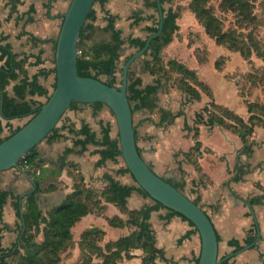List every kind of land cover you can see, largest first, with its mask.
<instances>
[{"label": "crops", "instance_id": "1", "mask_svg": "<svg viewBox=\"0 0 264 264\" xmlns=\"http://www.w3.org/2000/svg\"><path fill=\"white\" fill-rule=\"evenodd\" d=\"M147 1L106 0L95 8L93 23L97 29H101L106 23L105 12L116 14V26L120 29H123L121 25L129 28L125 32L127 36L130 34V27H137L130 26L136 15L145 17L142 21L145 25L150 24L154 9L146 6ZM69 2L70 0H0V33L9 35L7 41L12 52L17 54V59L26 58L23 67L28 78L36 75L38 83L48 93L53 90L56 77L53 40L57 38L62 16ZM191 14L192 12L190 16ZM180 15L176 20L178 29L173 33L172 40L161 50L163 62L176 59L193 69L198 78L210 88L215 104L227 107L247 120L248 112L238 94L237 85L225 76L224 69H216L214 66V61L220 55L227 56V53H218L217 56L213 53L212 64L208 58L199 62L193 50L201 45L197 40L187 38L185 33L189 26L181 22ZM192 16L195 19L193 14ZM98 19H102V23ZM204 37L209 38L205 32ZM109 39L108 32L107 40ZM122 47L135 50L126 43ZM207 49L209 55L212 50L209 47ZM186 50L191 51V59ZM144 58L150 57L141 55V59H135L129 69L141 78L142 85L152 84L157 75L150 74L143 68ZM137 63L140 65L135 71L133 66ZM169 74L172 77H160L159 87L152 95L157 106L153 109L145 107L135 110L138 117L134 128L140 154L158 175L171 179L173 183L183 184L182 191L189 198L199 201L216 230L220 259H228L227 264H264V199L259 203H250L252 197L264 195V128L259 125L253 127L252 133L246 137V141L251 143V152L245 153L244 142L236 131L219 124H196L195 114L202 111L211 98L201 92L200 99H191L177 87L175 78L178 74ZM213 75L217 77L212 78ZM22 76V73L19 74L18 79L6 86L9 96L15 95L13 86ZM26 99L35 106L42 104L46 97L27 90ZM1 105L0 92V138H5L29 116L4 117ZM100 111L96 112L89 103H79L68 109L58 124L56 137L45 138L36 146V152L42 161L40 167L28 170L20 165L26 173L15 167L0 172V191L7 193L0 206L3 250L9 249L19 240L24 226L23 212L45 213L60 204L79 181L85 187L93 189L97 195L90 202L91 210L71 227L73 244L61 255L60 264H102L103 254L95 251L88 252L89 260L82 263L86 250L80 248L79 240L82 232L88 229L97 228L102 231L101 239L96 240L102 249L107 242L116 241L134 231L135 226L128 221V214L102 195L110 179L120 184L136 185L129 172H118L125 164L117 156L115 160L107 159L97 165L96 162L101 157V146L87 143L85 149L81 150V146L75 144L77 136L70 132L71 126L78 129L86 123L90 132L100 137V120H108L100 115ZM162 111L168 114L164 120ZM93 119H96L98 130L92 125ZM112 131L113 126V136ZM197 144L199 151L188 154L190 150L194 151ZM239 164H248L249 170L240 179H236L235 167ZM152 204L153 200L149 196L135 190L125 202L128 210H139ZM114 217H118L123 223L112 224L109 220ZM148 221L157 248L154 257L157 263H197L200 236L188 220L162 207L152 210ZM254 226V239L257 232L258 238L252 245L245 247L248 244L244 241L253 234L250 228ZM232 240H237L238 245L230 244ZM238 247L240 248L237 249ZM102 251L107 253L104 249ZM121 255L116 258L117 264H142L144 252L141 247L135 246L129 247Z\"/></svg>", "mask_w": 264, "mask_h": 264}, {"label": "trees", "instance_id": "2", "mask_svg": "<svg viewBox=\"0 0 264 264\" xmlns=\"http://www.w3.org/2000/svg\"><path fill=\"white\" fill-rule=\"evenodd\" d=\"M105 1L106 0H94V3L98 2L99 4H104ZM171 1L172 0H160L163 15L162 31L157 37L150 41L147 51L143 54V56L148 55L150 57L148 59H143V68L150 74L157 75L155 82L152 84L142 85L141 78L139 76H135L132 70L129 69L128 71L127 98L132 113L140 108H155L157 105L154 102L152 95L156 93L159 87L160 77H172L169 72H176L179 75L176 82L177 87L186 93L191 99H200L201 92L211 98V101H209L208 104L202 108V111L195 114L196 122L206 123L208 125L219 124L236 131L244 142V152L250 153L251 143L246 141V137L252 133L255 125H259L264 128V119L254 112L253 108L250 106L251 102L249 101L246 105L248 117L247 120H245L233 110L215 104L212 100L210 88L204 81L198 78L193 69L185 66L176 59H169L166 63L163 62L161 50L172 40L173 33L178 29L176 20L179 16V11L176 9V5L172 4ZM205 1L206 0H191L188 4L189 11L192 12L197 22L201 24L204 32L209 38L213 39L215 44L223 45L230 51H238L241 56H245L243 49L239 46L233 45L228 39L227 36L231 35V31L223 29L221 25L219 26L216 23V17L212 15V13L204 5ZM146 6L152 7L154 12L150 17V24H146L142 28L146 32L144 37L135 36L131 33L126 37H123L122 30L115 24L118 15L106 11L104 16L106 23L103 27H101V30L109 32L110 39L107 41L97 42L91 40L93 33L97 29L93 23L95 19V11L93 7L91 8L80 29L79 39L77 42L78 51L81 40L91 41L90 46L87 47L86 50H84L81 54H77V73L80 76H90L99 79L108 85H116L117 77L115 73L117 71V64L122 55V46L126 43L129 46L134 47V51H136L144 45L146 37L156 32L158 29L159 12L156 6V1L148 0L146 2ZM144 19L145 17L136 15L130 23V26H138L140 22L144 21ZM8 36V34L0 33V60L2 61V64L0 65V92L2 96V114L4 117L29 116V119L37 112L41 104L33 106L32 103L26 99L27 90H31L33 94L44 95L46 99L49 97L50 93L44 90L38 83L36 75L32 76L31 79L28 78L23 67L26 58L22 57L17 59V54L12 52L11 45L7 41ZM55 42L56 38L53 40V49L55 48ZM194 50L196 51L197 49ZM196 57L199 62H203L205 60L198 55H196ZM220 58L223 59L224 56L220 55L214 61L216 69H219L221 66L219 61ZM262 60L264 61V58H262ZM165 65L167 67H165ZM119 71L121 72L122 68H120ZM21 73L23 76L19 78L18 82L13 86L15 95L11 97L7 94L5 88L12 80L18 79L19 74ZM101 76H105L106 78L103 79ZM77 104L79 103L71 102L68 109L75 107ZM89 104L96 112L101 110L103 107H107L104 103L99 101ZM210 108H213L218 112L211 111ZM108 110L113 115L109 108ZM164 113L165 112L162 111L163 120L168 115ZM21 125L14 128L10 134L18 130ZM100 127V137H97L94 133L90 132L86 123H83L78 129H75L73 126L70 127V132L77 136L75 144H79L81 146V150L85 149L87 143H93L101 146V157L96 162L97 165L102 164L107 159L115 160L117 156H120L118 133L116 132L113 136L111 134L112 122H110V120L103 121V119H101ZM57 129L58 125L56 124L54 129L50 131L46 138H55V132ZM240 132H242L243 135H241ZM3 139L4 138H0V142ZM194 148V151L192 152L190 150L188 154H196L199 151L198 144L197 146H194ZM138 152L140 153L139 149ZM23 163L28 164V170L41 166L42 161L36 152V147L29 150L23 157L20 158L19 164L22 166ZM235 170L237 173L236 179H240L246 172H248L249 166L248 164H239L235 167ZM118 172H129V170L126 166H124L123 168L118 169ZM167 181L182 191L183 184L173 183L171 179H167ZM134 190L149 196L139 185H137V183L136 185H127L120 184L118 181L113 179L109 180L108 186L102 191V195L107 201L114 202L117 206H119L122 212L128 214V221L135 226V229L127 236L121 237L113 242H107L103 248L107 253H102L103 249L96 243V240L101 239L102 231L100 229L91 228L82 232L79 240V246L82 250H86L84 251L82 263L87 261V259L89 260L90 256L88 255V252L95 251L98 254H103L102 264H117L116 258L121 257V253L127 251L129 247L135 246L141 247L144 252L142 264H146L148 261H154L157 248L154 244L153 230L148 219L152 210L162 208L164 206L160 202L152 199V205L145 206L139 210H128L125 206L126 198ZM6 194L7 193L5 191H0V206L4 203ZM96 195L97 194L93 189L85 187L83 183L79 181L75 183L74 190L68 194L60 204L50 209L47 219L48 221H44V215L41 211H37L34 214L23 212L24 226L20 233L19 240L7 250H3L1 247L2 229L0 227V264L11 263V259L17 255H19V257L16 264H58V260L62 253L73 244L71 227L81 216L91 210L90 202ZM263 199L264 195H258L252 197L250 199V203H259L262 202ZM193 201L199 204L197 199H193ZM169 210L172 213L181 215L174 210ZM181 216L188 220L183 215ZM42 221L46 223L43 227H41L43 238L40 242L36 241L37 239L35 235L39 234V227ZM109 221L115 225H121L123 223L118 217H114ZM189 223L193 225L191 221H189ZM31 230L35 233H32ZM255 230V226L250 228V232L253 234L246 237L244 241L245 244H249L254 240ZM230 244L238 245V241L232 240L230 241ZM239 248L240 247L237 249ZM20 250H22V253H20ZM47 255L51 256L47 257ZM227 262L228 259H224L220 262V264H227Z\"/></svg>", "mask_w": 264, "mask_h": 264}, {"label": "water", "instance_id": "3", "mask_svg": "<svg viewBox=\"0 0 264 264\" xmlns=\"http://www.w3.org/2000/svg\"><path fill=\"white\" fill-rule=\"evenodd\" d=\"M155 1L159 12L158 29L146 37L140 49L127 57L122 66L121 83L116 86L77 73L80 29L93 7L94 0H70L55 42V86L37 112L0 142V172L15 167L26 173L19 164L20 158L46 138L71 102H102L113 113L120 156L137 185L151 199L180 213L193 223L200 236V253L196 264H220L222 259L218 256V238L208 215L193 199L168 182L166 177L158 175L137 149L133 116L127 98L128 71L135 59L147 51L150 41L162 31L161 3L160 0ZM257 238L258 232L256 239L245 247L252 245Z\"/></svg>", "mask_w": 264, "mask_h": 264}, {"label": "rangeland", "instance_id": "4", "mask_svg": "<svg viewBox=\"0 0 264 264\" xmlns=\"http://www.w3.org/2000/svg\"><path fill=\"white\" fill-rule=\"evenodd\" d=\"M172 1L173 4L176 5V9L179 11V14H181V22L183 21V24L187 23L186 25L189 26L187 28L188 31L185 33L187 38L195 39L201 45L196 51L193 50L194 55L196 54L205 60L208 58L209 63L212 64V58H214V55L217 56L218 53H227V56L223 55V59L220 58L219 61L221 66L219 69H224L225 76L235 85H237L238 94L240 95L245 106L250 101V106L253 108L254 112L264 119V61L262 60V58H264V0H206L204 3L212 15L216 17V23L219 26L221 25L223 29L231 31V35L227 36L228 39L233 45L241 47L245 56H241L238 51H230L223 45L215 46L213 39L210 38L209 40V38L204 37L203 27L193 18L192 14L190 16L188 4L191 0ZM98 6V2L93 4L94 11L95 8H98ZM98 22L102 23V19H98ZM144 25V22H141V24L137 27H130V33L144 37L146 35V32L142 29ZM120 27L123 28L121 29L123 37H126L127 33L125 32H128L129 30L127 29L129 28L125 25H121ZM202 37L204 38L202 39ZM107 39L108 32H104L98 28L92 35L91 40L97 42L105 41ZM90 44L91 41L81 40L78 53L81 54L84 50H86L87 47L90 46ZM207 46L212 50L209 51V55ZM186 51H188L189 57L191 59V51ZM132 52V50L122 47V55L117 64V71L115 73L117 77V86L120 85L121 81V72L119 69L122 68L125 59H127L128 55ZM228 52L230 53L228 54ZM138 59H141V56ZM138 65H140V63H137L133 66L135 71L139 68ZM177 77H179V75L176 76L175 83L178 80ZM216 77V75L212 76V78ZM101 78L105 79L106 77L101 76ZM210 110L218 112L213 108H210ZM137 114V111L132 113L133 123L137 120ZM100 115L113 123L112 133L115 135L117 132L116 122L114 116L109 112L108 108L103 107L100 111ZM61 119L62 117L60 120ZM92 125L96 128V130L99 129L96 119L92 120ZM120 157L121 156H119V161L124 164L123 159ZM113 163L114 162L111 164L113 165ZM49 213L50 210L46 211L45 213L42 212L44 215V221H48L47 219ZM45 223L46 222L43 221L40 223L39 234L35 235L37 239L36 241H42L43 237L41 233V227H43ZM31 231L32 233H35L33 230ZM20 253H22V250H20ZM50 256L51 255H47V257ZM18 257L19 255L12 258L10 261L11 263L9 264H16ZM61 260L62 257L59 258L58 264H60Z\"/></svg>", "mask_w": 264, "mask_h": 264}, {"label": "built area", "instance_id": "5", "mask_svg": "<svg viewBox=\"0 0 264 264\" xmlns=\"http://www.w3.org/2000/svg\"><path fill=\"white\" fill-rule=\"evenodd\" d=\"M22 167L24 168H28V164L27 163H23ZM146 264H160V263H157L155 260L154 261H148Z\"/></svg>", "mask_w": 264, "mask_h": 264}, {"label": "flooded vegetation", "instance_id": "6", "mask_svg": "<svg viewBox=\"0 0 264 264\" xmlns=\"http://www.w3.org/2000/svg\"><path fill=\"white\" fill-rule=\"evenodd\" d=\"M195 122H196V120H195ZM200 123V122H199ZM134 124V123H133ZM196 124H197V122H196ZM203 124H206V123H203Z\"/></svg>", "mask_w": 264, "mask_h": 264}]
</instances>
